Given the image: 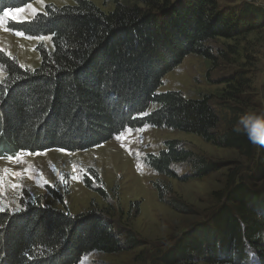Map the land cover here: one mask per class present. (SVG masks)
<instances>
[{
    "label": "trees",
    "instance_id": "obj_1",
    "mask_svg": "<svg viewBox=\"0 0 264 264\" xmlns=\"http://www.w3.org/2000/svg\"><path fill=\"white\" fill-rule=\"evenodd\" d=\"M34 1L0 0V16ZM74 1L63 7L50 5L30 21L10 23L14 32L50 37L53 48L37 47L41 63L34 70L0 50L5 71L0 81V146H9L14 154L82 152L127 130L151 126L190 133L252 155L255 143L243 131L216 133L221 119L209 98L158 90L186 57L213 61L212 42L234 40L256 28L245 18L255 15L254 10L233 15L219 7L222 0H132L131 5L105 0L115 4L105 12L91 1ZM259 148L263 176L264 146ZM150 157L153 170L178 179L173 165L192 161L194 154L170 141L159 155ZM198 169L199 175L212 170L203 161ZM156 188L161 201L172 192ZM263 192L239 183L227 197L232 208L224 206L215 217L216 231L211 233L204 224L194 241L185 234L176 249L161 259L163 263L237 264L251 254L253 264H264ZM27 196L30 201H21L18 212L0 211V264H79L94 252L124 251L103 213L91 209L73 215L47 206L41 197ZM229 240L236 242L233 252L223 244L226 253L221 255L222 241ZM192 245H197L196 251Z\"/></svg>",
    "mask_w": 264,
    "mask_h": 264
},
{
    "label": "rangeland",
    "instance_id": "obj_2",
    "mask_svg": "<svg viewBox=\"0 0 264 264\" xmlns=\"http://www.w3.org/2000/svg\"><path fill=\"white\" fill-rule=\"evenodd\" d=\"M88 1L105 12L115 6L114 1ZM120 1L127 5L134 3ZM73 4L74 0H36L22 8L23 12L17 9L5 12L8 15L0 16V50L16 58L22 67L36 69L41 63L37 47L44 44L52 50L51 38L18 35L20 32L12 31L10 23L30 21L50 5ZM219 7L237 16L245 9L254 10L255 15L244 17L256 28L234 40L212 42L213 61L195 55L186 57L164 78L158 93L174 91L192 99L209 98L221 119L216 133L228 135L243 116L264 115V0H222ZM4 78L5 71L0 66V81ZM170 141L179 142L183 149L194 154L192 161L173 165L178 179L157 173L149 162L150 156L159 155ZM38 153L14 154L9 146H0V211L18 212L22 209L21 201H30L29 195L41 197L47 206L73 215L91 209L103 213L111 220L124 251L94 252L85 255L79 264H164L161 259L176 249L185 234L192 235L188 240L194 241V237H200L204 224L211 233L216 231L215 217L224 206L230 207L227 197L239 183L251 191H264V175L258 168L262 154L258 144H254L252 155L248 156L235 148L214 145L196 135L166 128L147 126L127 130L110 142L82 152ZM16 156L19 158L8 159ZM202 161L212 170L199 175ZM157 185L165 192L169 188L172 191L164 201L159 197ZM220 221L225 229V216ZM223 244L232 251L236 242L222 241L221 255L226 253ZM193 248L196 251L197 245H192ZM182 250L173 252V257ZM251 258L254 260L251 254L248 260L237 258L240 261L237 264H253Z\"/></svg>",
    "mask_w": 264,
    "mask_h": 264
},
{
    "label": "clouds",
    "instance_id": "obj_3",
    "mask_svg": "<svg viewBox=\"0 0 264 264\" xmlns=\"http://www.w3.org/2000/svg\"><path fill=\"white\" fill-rule=\"evenodd\" d=\"M235 131H243L250 141L260 146H264V115L248 114L243 116Z\"/></svg>",
    "mask_w": 264,
    "mask_h": 264
},
{
    "label": "snow or ice",
    "instance_id": "obj_4",
    "mask_svg": "<svg viewBox=\"0 0 264 264\" xmlns=\"http://www.w3.org/2000/svg\"><path fill=\"white\" fill-rule=\"evenodd\" d=\"M17 12H23L24 11V9H22V8H20V9H17L16 10ZM5 15H8V13H5ZM13 18H18V17H13ZM18 35H23L22 33H18ZM42 39V38H41ZM29 155H40V153H28ZM19 158V156H16V157H8V159H10V160H12V159H18ZM16 175H19V174H16ZM86 175H88V173H86ZM74 179H78V177H73ZM89 178H91L90 176H89ZM63 179V178H62ZM13 187H16L15 185L13 186Z\"/></svg>",
    "mask_w": 264,
    "mask_h": 264
}]
</instances>
